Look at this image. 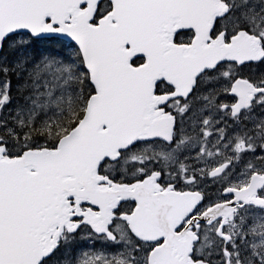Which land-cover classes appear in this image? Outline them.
<instances>
[{
    "label": "snow or ice",
    "instance_id": "snow-or-ice-1",
    "mask_svg": "<svg viewBox=\"0 0 264 264\" xmlns=\"http://www.w3.org/2000/svg\"><path fill=\"white\" fill-rule=\"evenodd\" d=\"M0 264H264V0H0Z\"/></svg>",
    "mask_w": 264,
    "mask_h": 264
}]
</instances>
